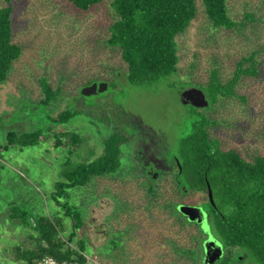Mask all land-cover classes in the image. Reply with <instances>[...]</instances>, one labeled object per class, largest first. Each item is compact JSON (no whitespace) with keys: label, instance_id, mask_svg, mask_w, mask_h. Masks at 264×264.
I'll use <instances>...</instances> for the list:
<instances>
[{"label":"rangeland","instance_id":"rangeland-1","mask_svg":"<svg viewBox=\"0 0 264 264\" xmlns=\"http://www.w3.org/2000/svg\"><path fill=\"white\" fill-rule=\"evenodd\" d=\"M3 4L0 0V7ZM14 5L13 40L23 50L6 81L0 84V144L9 130H29L31 123L17 121L18 116L40 121L42 110L31 113L30 105L23 108V113L16 110L23 97L29 102L41 99L38 79L45 76L53 88L61 89L58 100L49 107L53 115L67 105L81 108L79 115L53 129L88 137L78 151L81 156L88 150L99 155L103 140L114 132L133 135L120 146L122 156L115 174L94 178L87 186L68 191L67 207L73 213L79 207L84 216V225L76 235L86 240L85 255L104 264H189L174 259L171 242L185 246L188 233L196 232V228L181 231L166 211L165 202L173 198L170 176H156V195H151L144 173L168 168L171 154L190 124L192 109L180 102L181 92L191 87L185 82H206L214 67L226 79L236 61L251 51L257 53L259 75L243 78L236 87L237 95L244 100L219 99L204 114L218 121L220 126L212 135L224 148L237 149L246 160L264 155V0H228L230 16L239 23L244 22L245 13L255 16L254 21H245L242 28L230 31L214 30L199 7L186 31L176 39V73L153 87L130 85L119 55L97 43L111 20L108 0L88 12H79L59 0H14ZM92 77L112 84L104 93L80 96L82 83ZM77 155L75 152L71 156L72 162ZM65 156V150L55 148L52 141L13 147L3 153L0 251H5L2 246L24 244L25 236L30 235L27 227L8 218L11 203L24 206L33 216L54 219L58 213V217L62 215L64 239L75 232L63 209L51 199ZM205 198V193L194 192L180 199L185 205L198 207ZM75 240L71 247H75ZM114 246L118 249L113 250ZM8 257L9 251L0 253V264H27L9 262Z\"/></svg>","mask_w":264,"mask_h":264},{"label":"trees","instance_id":"trees-1","mask_svg":"<svg viewBox=\"0 0 264 264\" xmlns=\"http://www.w3.org/2000/svg\"><path fill=\"white\" fill-rule=\"evenodd\" d=\"M59 1L79 12H88L105 0ZM108 1L112 9L111 20L97 43L119 55L125 66L127 82L137 87H153L174 76L178 63L176 39L186 31L199 7L214 30L230 31L242 28L245 21L255 20V16L250 13L244 14L242 23L234 20L229 13L228 0ZM15 12L14 0H4L0 7V84L6 81L13 63L23 50L22 45L13 40ZM259 66L257 53L251 51L236 61L232 74L226 79L214 67L209 71L206 82H185L186 87L203 91L208 106L198 109L189 105L192 109L189 114L190 124L185 134L179 138L177 150L169 160L170 168L175 169L178 167L174 158L176 159L180 172H176L171 178L170 191L173 198L165 202V209L172 216L173 224L181 231L192 226L196 228V232L188 233L185 246L171 242L174 259L189 261V264H264V155L246 160L237 149L224 148L221 140L212 135V131L220 126L218 121L204 114L219 99L238 97L244 100L237 95L236 87L243 78L258 77ZM101 81L99 77L87 78L80 90ZM106 81L109 87L112 83ZM38 82L41 99L29 102L27 97H23L16 111L23 113V108L29 105L31 113L42 110L44 114L39 118L41 122H33L26 115L18 116L17 121L31 123V126L27 131L9 130L5 133V142L0 144V159L10 148L31 147L41 142L52 141L55 148H63L66 156L60 168L59 180L53 185L51 199L58 208L63 209L64 217L70 219L75 232L72 231V235L69 234L64 239L61 233L66 225L62 222V215H55L57 221L56 217L33 216L24 206L20 208L11 203L7 210L8 218L27 228L31 227L35 235L25 239L24 244L11 248L8 258L27 264H36L43 256H51L57 260L84 261L86 240L77 238L76 235L84 225V216H81L79 207L76 208V213L67 207L68 191L85 187L94 178L115 174L122 156L120 146L131 140L133 135L123 136L122 133L114 132L103 140L99 155L88 150L81 156L78 151L88 141V137L62 130L53 131L55 126L63 125L79 115L81 108L67 105L53 115V110L49 107L58 100L61 89L53 88L45 76L40 77ZM75 152L78 155L72 162L71 156ZM166 175L164 173L163 176ZM207 183L214 206L208 201ZM148 192L156 195L155 189L150 186ZM194 192L206 194L205 201L197 205L204 213L200 224L189 222L178 211L180 205L186 204L180 198ZM174 198H178V201ZM61 199L65 201L62 203ZM73 239H76L75 247L70 246ZM26 240L28 244L24 246ZM207 240L221 246L222 255L216 261L205 263L203 245ZM115 249L118 248L114 246L113 250Z\"/></svg>","mask_w":264,"mask_h":264},{"label":"water","instance_id":"water-1","mask_svg":"<svg viewBox=\"0 0 264 264\" xmlns=\"http://www.w3.org/2000/svg\"><path fill=\"white\" fill-rule=\"evenodd\" d=\"M106 89H107V83L105 82L92 83L91 85L83 87L80 90V94L84 97H88L91 95H95L97 93H102ZM180 102L184 105H190L198 109L205 108L208 106V101L206 100L203 91L195 87H188L184 89L180 94ZM207 197L209 203L212 206H214L211 189L208 183H207ZM178 211L183 216H185L189 222H196L197 224H200L203 221L204 213L199 207L190 206V205H180L178 207ZM203 247L205 251V255H204L205 263L216 261L222 255L221 246L215 244V242L212 240L205 241Z\"/></svg>","mask_w":264,"mask_h":264},{"label":"flooded vegetation","instance_id":"flooded-vegetation-1","mask_svg":"<svg viewBox=\"0 0 264 264\" xmlns=\"http://www.w3.org/2000/svg\"><path fill=\"white\" fill-rule=\"evenodd\" d=\"M174 160H175V164H176V167L178 166L177 164V161H176V159L174 158ZM153 170H155V172H152ZM170 170H172L171 171V175L169 174V171ZM179 173L180 172V170L178 169V167L177 168H170V165L168 166V168L167 169H165V170H162V169H148L147 171H145V173H144V177L146 178V181H148L147 182V186L149 187H151V188H155L156 186H157V184H156V176H161L162 174L164 175V173H165V175H166V173H168L167 175H169L170 176V178H172V176L175 174V173ZM162 175V176H163ZM166 175V176H167ZM148 179V180H147ZM171 186H172V183H171ZM182 189H183V187H182ZM171 190V189H170Z\"/></svg>","mask_w":264,"mask_h":264},{"label":"built area","instance_id":"built-area-1","mask_svg":"<svg viewBox=\"0 0 264 264\" xmlns=\"http://www.w3.org/2000/svg\"><path fill=\"white\" fill-rule=\"evenodd\" d=\"M36 264H104L96 260L91 259L85 255L84 261L78 260H57L51 256H43L40 258Z\"/></svg>","mask_w":264,"mask_h":264},{"label":"crops","instance_id":"crops-1","mask_svg":"<svg viewBox=\"0 0 264 264\" xmlns=\"http://www.w3.org/2000/svg\"><path fill=\"white\" fill-rule=\"evenodd\" d=\"M0 160H1V159H0ZM28 229H29V233H30V235L25 236V239H28V237H30L31 235H35V231H33L31 227H29ZM17 246H20V244L14 246V247H17ZM14 247H9V248L6 247V248L8 249V250H7V249L5 248V246H2V249L5 250V251H0L1 255H3V254L6 255V251H9L11 248H14ZM4 248H5V249H4ZM8 261L10 262V261H12V260H10V259L8 258ZM19 262H23V261H16V262L13 261L12 263H19ZM24 263H26V262H24Z\"/></svg>","mask_w":264,"mask_h":264}]
</instances>
